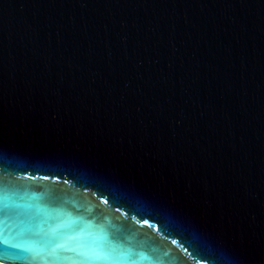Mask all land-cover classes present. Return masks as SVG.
Returning a JSON list of instances; mask_svg holds the SVG:
<instances>
[{
    "label": "water",
    "instance_id": "obj_1",
    "mask_svg": "<svg viewBox=\"0 0 264 264\" xmlns=\"http://www.w3.org/2000/svg\"><path fill=\"white\" fill-rule=\"evenodd\" d=\"M0 264H264V0H0Z\"/></svg>",
    "mask_w": 264,
    "mask_h": 264
}]
</instances>
